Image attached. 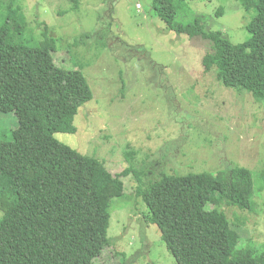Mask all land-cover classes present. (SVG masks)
Instances as JSON below:
<instances>
[{"label": "trees", "instance_id": "trees-1", "mask_svg": "<svg viewBox=\"0 0 264 264\" xmlns=\"http://www.w3.org/2000/svg\"><path fill=\"white\" fill-rule=\"evenodd\" d=\"M21 2L7 1L9 12L0 25V112L13 111L18 118L11 139L0 138V207L5 211L0 264H99L101 251L111 243V208L115 200L128 203L120 178L128 175L133 176V197L145 207L144 220L157 225L177 264H264V251L256 250L235 227L244 221L238 216L230 220L224 209L254 210L257 169L226 161V169L213 174L203 171L206 162L199 159L200 167L190 160L180 172L168 169L160 160L181 143L174 136L173 148L165 146L164 138L150 144L158 159L141 149L139 168L137 153L129 147L127 166L116 175L103 161L54 137L57 132L76 133L75 116L94 94L83 72L86 62L71 69L54 62L57 40L47 27L40 42L25 39ZM185 2L152 0V6L169 30L207 40L202 45L207 48L204 74L214 71L225 88L264 101V0H241L244 10L254 14L246 25L249 39L236 44L222 31L207 29L201 18L178 22ZM102 30L94 34L104 37L107 31ZM104 48L100 45L98 51ZM185 167L191 171L183 173ZM120 255L122 264H130L124 252Z\"/></svg>", "mask_w": 264, "mask_h": 264}, {"label": "rangeland", "instance_id": "rangeland-1", "mask_svg": "<svg viewBox=\"0 0 264 264\" xmlns=\"http://www.w3.org/2000/svg\"><path fill=\"white\" fill-rule=\"evenodd\" d=\"M7 1L0 0V25L9 12ZM21 5L26 40L40 42L47 27L57 40L53 58L59 67L71 69L86 62L83 72L94 98L79 108L76 133L57 132L54 137L103 161L114 174L126 168L129 147L137 153L139 168L141 149L156 155L150 144L164 138L165 146L173 148L174 136L181 143L160 160L168 169L180 172L190 160L200 167L196 159L204 160L203 171L213 174L226 169V161L257 169L254 210L224 209L230 220L238 216L244 221L235 226L241 236L264 251V168L258 170L264 166V101L225 88L214 71L204 74L207 48L202 45L207 40L169 30L152 0H22ZM253 14L244 10L241 0H186L176 20L187 24L201 18L207 29L222 31L236 44L249 39L246 25ZM100 28L101 33L107 31L104 37L94 34ZM100 45L105 48L98 51ZM16 127L13 111L0 112V138L10 140ZM120 178L128 203L115 200L108 228L111 243L97 262L122 264L124 252L130 264H177L157 225L144 220L145 207L133 197V176ZM4 212L0 207V220Z\"/></svg>", "mask_w": 264, "mask_h": 264}]
</instances>
